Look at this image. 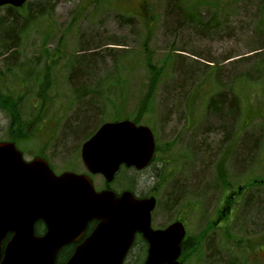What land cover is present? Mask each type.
Listing matches in <instances>:
<instances>
[{
  "label": "rangeland",
  "instance_id": "rangeland-1",
  "mask_svg": "<svg viewBox=\"0 0 264 264\" xmlns=\"http://www.w3.org/2000/svg\"><path fill=\"white\" fill-rule=\"evenodd\" d=\"M29 1L54 7L48 24L55 29L47 49L54 52L60 44L64 55L56 74L53 73L52 91H46L50 103L42 120V128H51L54 133L42 137L40 130L37 139L17 144L24 159L29 161L40 153L56 174L86 173L80 148L89 134L82 133L95 132L101 124L112 121L118 109L122 111L120 120H135L138 104L147 95L151 81L144 65L147 50L152 64L156 68L164 66V71L156 82L151 108L140 115L138 123L151 129L158 148L156 156L162 159L155 162L158 168L151 164L142 172L121 170L109 186L115 191L127 187L138 195L155 196L154 228L174 221L184 223L192 248L182 257L183 264H264V210L260 215L253 213L257 222L251 223L250 213L245 209L248 203H244L248 194L260 192L258 203L264 204V140L254 158L249 157L248 162L246 157L247 163L242 167L234 168L230 160L238 159L242 149H235L232 156L226 155L223 184L215 188L214 164L224 152L216 150L223 137L221 127L227 125L230 117L223 121L208 107L212 96L222 94L228 105L233 94L239 93L243 123L248 109L261 106L264 113V0H206L216 3L219 7L214 6L213 10H221L222 14L218 26L205 33L203 28L195 31L187 23L182 28L177 26L171 17L174 12L167 7L168 0ZM204 8L199 10L212 16L210 9ZM21 14L20 18L26 19L27 14ZM32 23L30 19L26 23L18 40L19 50L23 61L39 57L40 63L42 38L32 28H40V23L33 26ZM85 48L90 49L81 53ZM91 52L97 55L86 56L88 60L83 63L86 65L81 64L79 70L90 86L88 93L101 92L108 82L117 81L118 85L117 91L106 97L91 95L90 103V97L84 99L88 104L83 108L82 102L78 105L74 99L68 83L70 60ZM177 58L184 64L173 66L172 59ZM2 62L0 58V77L4 74ZM4 90H10L8 85ZM30 96L25 97L21 108L26 119L37 116L28 102L37 99L33 92ZM236 106L239 108V103ZM230 109L222 107V114L228 116ZM84 111L88 113L83 125L78 113ZM243 123L236 117L226 127L240 130ZM76 124L79 126L70 132L67 126ZM252 125L264 132V120L256 118ZM10 132L13 131L9 130L7 115L0 109V142L8 139ZM91 178L97 190L105 188L101 175ZM175 191L179 193L176 196ZM230 194L234 197H229ZM227 204L233 206L230 216L224 213ZM222 211V222L211 228ZM133 253L126 264L144 260L141 244L135 245Z\"/></svg>",
  "mask_w": 264,
  "mask_h": 264
},
{
  "label": "water",
  "instance_id": "water-1",
  "mask_svg": "<svg viewBox=\"0 0 264 264\" xmlns=\"http://www.w3.org/2000/svg\"><path fill=\"white\" fill-rule=\"evenodd\" d=\"M26 0H0V7L22 6ZM151 130L130 120L103 123L81 146L80 157L88 174L55 175L47 162L23 160L10 142L0 143V264H56L59 250L82 237L88 222L96 220L91 235L77 245L63 264H122L139 233L148 245L144 264H180L181 222L152 229L155 198H135L130 192L115 195L95 191L90 174L111 182L121 164L138 169L152 158ZM42 220L46 231L33 235ZM8 232L12 238L1 245Z\"/></svg>",
  "mask_w": 264,
  "mask_h": 264
},
{
  "label": "trees",
  "instance_id": "trees-1",
  "mask_svg": "<svg viewBox=\"0 0 264 264\" xmlns=\"http://www.w3.org/2000/svg\"><path fill=\"white\" fill-rule=\"evenodd\" d=\"M95 1L96 0H89L90 3H94ZM199 3H201L202 5H199ZM216 5V3L212 4L206 0H203L202 2L201 0H199L195 3H187L186 0H168L167 2V7L170 8V12H174L171 17L175 19L174 22H176L177 26L182 28L181 26H183L184 23H187L195 31H198L199 29L203 28L204 30L202 32L204 33L208 30H213L215 27L218 26V18L221 16L222 11L213 10L215 9L214 6L219 7ZM201 7H206L207 10L210 9L212 16H208L207 14H205L203 12V9L199 10ZM53 9L54 7L52 5H46L43 2H41V4H37L36 2L31 3L29 0H27L26 3L19 8L10 5L0 7V58H2L3 61L2 70L4 72V74L0 77V109L5 115H7L9 130L13 131L7 135L8 139L4 140L11 141L16 146L19 143L33 141L35 138L37 139V132H39L40 130L43 132V135H41L42 137H47L50 133H54V130H52L51 128H42V120L44 119L45 115L44 113L48 108V104L50 103V99L46 91H52V86L55 82L54 74H56V69L59 67V64L62 61L64 55V53L60 49V44H58V48L54 52H49L47 49L48 41L50 39V36L52 35L51 33L55 29V26H53V24H48L52 18ZM206 9L204 11H206ZM1 12L4 13L1 14ZM21 12L27 14L26 19L24 16H21L20 18V15H22ZM33 14L37 15V17L32 16ZM176 14H178V17L175 16ZM21 19L25 21V24L21 21ZM29 19L33 22L31 24L32 26L40 23V28H38L37 26L32 27L40 34L42 38V43L40 46L42 47L41 55L43 59L40 63L38 61L39 57L36 60L31 59L29 61H23L21 59V50H19L18 40L22 37L21 35L26 29V23L29 21ZM74 21L75 18H72L71 23H73ZM148 39L149 36L146 38V41ZM144 46H146V42L144 43ZM88 49L90 48H85L81 50V53L87 51ZM108 51L111 54L112 51ZM96 55V52H91L87 55L76 56L74 58H71L70 60V68H72V70L70 72V75L68 76V83L72 86L71 90L74 99L78 102V105H80V103L82 102L81 107L83 108L87 107L86 105L88 104V102L90 103L92 101L91 95L95 97L103 95L106 97L110 95L111 91H117L116 86L118 85V82L113 81L108 82L107 85L103 87L101 92H98L97 94L95 91L92 90L90 91V93H88L87 89L90 86L86 84V78L84 79V75H82L79 71L81 68L80 65H86L83 64L88 60L86 56L92 57ZM149 56L150 54H148V51L146 50V58L144 59V65L150 72L151 81L148 85L147 95L145 96V98H142L138 104V112L136 111V118L133 121L136 124H139L138 119L141 117L140 115L150 110L151 104L153 102L151 98L153 97L156 82L158 81L159 76H161V73L164 71V66L162 68H156V66H154L151 62V56ZM165 59L166 61H168L169 58ZM172 63L173 66L184 64L181 58L172 59ZM7 75L8 78H6ZM58 82L59 79L56 80V87L58 86ZM7 85L10 90L6 92L4 88ZM31 92L35 94L34 98H36L37 100L33 103L31 102V100H29L28 102L31 110L36 109L37 116L32 119H26L22 115L23 112H21V108L22 104L25 101V97L31 98ZM57 93H59L58 90ZM88 97H90V100H88V102H83V100ZM240 98L241 97L239 93H234L232 96V100L229 102L228 105H225L226 98L222 96V94H219L218 96L215 95L211 97L208 107H210L211 113L215 114L218 118L223 121L225 117H230V120L227 125L230 124V121L234 122L236 117H240L241 123H243L244 109L240 105ZM236 103H239V108L238 106H236ZM226 106L231 108L229 110L228 116H224L222 114V107ZM262 108L263 107L258 106L254 109H248L247 114L245 115L246 120H244V123L241 125L240 130L226 127L227 125H223L221 127V133L223 134V137L222 140L219 142L216 151H219V153H222L223 151L224 152L222 153L218 161L214 164V170L216 172L215 179L212 184H214L215 182V188L220 187V185L223 184V177L225 175L224 164L225 159L227 157L226 155L232 156L235 149L237 151H240L242 149V154L239 157L241 158L240 161L238 160L239 158L230 159L232 160L231 163L234 165V168H237L242 167L245 163H247L246 157L248 159V162H250L249 157L254 158L255 151H259V148L262 145V140H264V132L261 127H259L258 129L257 127H254L252 125V122L256 118L264 120V113ZM121 112V109L116 110L114 115L111 117V120L116 121L120 120L119 117L123 118ZM87 113L88 112L86 111L78 113V117L82 119L80 124L84 123L83 120L87 118ZM101 123H99V125ZM54 125H57V123H54ZM77 126H79V124L73 126L68 125L67 128L71 132ZM253 128L257 129V131H254ZM93 132L94 130H91L89 132L85 131L84 133H82V135L89 134L86 137L87 139L93 134ZM73 134L78 135L75 132H73ZM251 145L256 148L251 147ZM225 147L227 148L224 150ZM157 153L158 148L156 147L154 160L155 162L156 160H159L160 162L162 158H158L156 156ZM37 156L42 155L39 153ZM128 189L131 190L130 188ZM259 193H255L256 195L248 194L244 200L245 204L248 203L245 209H247V211L250 213L249 215L251 223H256L257 221L255 220H257V218H255V214H257L258 212L260 215V211L264 210L263 201L258 203L260 199V196L258 195ZM178 194L179 193H176L175 196ZM141 242L142 240L140 239V237H136L135 244H141ZM187 251L188 250H184L182 252L181 259L184 255H186ZM64 260L65 259H62V256H60V258H58L57 260V264L63 262ZM139 264H143V258Z\"/></svg>",
  "mask_w": 264,
  "mask_h": 264
},
{
  "label": "flooded vegetation",
  "instance_id": "flooded-vegetation-1",
  "mask_svg": "<svg viewBox=\"0 0 264 264\" xmlns=\"http://www.w3.org/2000/svg\"><path fill=\"white\" fill-rule=\"evenodd\" d=\"M157 163V162H156ZM156 163H155V160H154V157L149 161V163L147 164V166L146 167H144V168H141V169H138V168H136L135 166H129V167H127L126 165H122L121 166V169H125V170H130V171H136V172H142L145 168H149L150 166H151V164H154L155 165V167L156 168H158L157 166H156ZM49 166H50V168L53 170V168L51 167V165L49 164ZM120 169V170H121ZM119 170V171H120ZM53 172H54V170H53ZM55 173V172H54ZM56 174V173H55ZM259 182V181H258ZM255 185H260V184H255ZM105 188H103V189H100V190H98V191H101V190H104V189H108V190H111V191H113L115 194H117V195H120V193H123V192H125V191H127V192H131V193H133V195H134V197H137V198H146V197H151V196H145V195H138V194H136L135 192H133V190H129L127 187L125 188V189H120V191H115V190H113V189H111V187L109 186V184H107V183H105V186H104ZM96 189V188H95ZM229 197H231V198H233L234 196H233V194H230L229 195ZM232 208H233V206L231 207V205H226V209L224 210V213H228L229 214V216L231 215V213H232ZM152 216H153V214H152ZM223 217V211H222V213H219V214H217V217H216V220L213 222V225H211V228L213 227H217L221 222H222V218ZM96 225H97V222H96V220H92V221H90V222H88L87 223V225H86V227H85V229H84V232H83V235H82V237L79 239V241H77V242H72V243H70V244H68V245H66V246H64V247H62L60 250H59V252H58V254H57V258H56V264H57V260H58V258H60V256H62V259H65L63 262H61V263H58V264H63V263H65L70 257H71V255L73 254V252L75 251V248H76V246L77 245H79V244H81L85 239H87L90 235H91V233H92V231L94 230V228L96 227ZM45 231H46V227H45V224H44V222L42 221V220H37V221H35L34 222V224H33V235L35 236V237H37V238H39V237H42L44 234H45ZM12 232H8L6 235H5V238H4V240H3V243H2V245H1V249L3 250V248H4V246H5V244L12 238ZM189 239L187 238V235H185V237L183 238V240H182V242H181V245H180V250H181V252H183L184 250H189L190 248H191V246H189V241H188ZM188 243V244H187ZM142 245V247H143V251H144V253H146V251H147V245L145 244V243H142L141 244ZM188 245V246H187ZM134 247H135V244L133 243V245L129 248V250L127 251V253H126V255H125V257H124V259H123V263L122 264H126V262H127V258L130 256V255H132V254H134L133 253V250H134ZM182 264V263H181Z\"/></svg>",
  "mask_w": 264,
  "mask_h": 264
}]
</instances>
